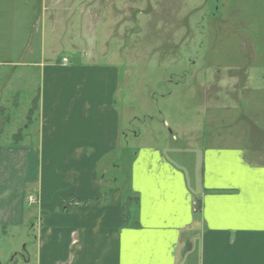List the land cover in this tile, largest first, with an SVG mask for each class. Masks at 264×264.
Returning <instances> with one entry per match:
<instances>
[{
  "label": "rangeland",
  "instance_id": "obj_1",
  "mask_svg": "<svg viewBox=\"0 0 264 264\" xmlns=\"http://www.w3.org/2000/svg\"><path fill=\"white\" fill-rule=\"evenodd\" d=\"M5 2L17 8L0 14L3 220L19 219L15 201L34 172L21 153L37 137L22 127L38 105L41 64L116 74L122 140L111 155L115 176H129L134 153L145 146L161 149L189 182L196 176L189 162L198 164L204 147L250 150L254 142L264 156V0H50L51 14L42 13L41 0L35 14L29 0ZM22 136L26 142L17 143ZM27 202L31 216L37 200L29 195ZM38 223L0 229V264H27L23 249L38 250Z\"/></svg>",
  "mask_w": 264,
  "mask_h": 264
},
{
  "label": "crops",
  "instance_id": "obj_2",
  "mask_svg": "<svg viewBox=\"0 0 264 264\" xmlns=\"http://www.w3.org/2000/svg\"><path fill=\"white\" fill-rule=\"evenodd\" d=\"M5 1L0 14L16 12ZM29 1L35 14V0ZM48 2L41 0L43 14L52 13ZM40 68L38 105L29 108L34 115L22 127L27 138L33 137L30 127L37 137L21 153L28 173L34 172L15 201L19 219L0 218L4 233L11 224L36 228L40 222L33 243L38 250L23 249L27 264H264V156L254 142L250 150L200 148L199 163L189 162L193 182L154 146L134 153L129 176H115L111 155L122 140L113 102L116 74L59 62ZM14 96L19 99L18 90ZM25 194L37 200L31 216ZM131 197L138 206L124 227L123 207Z\"/></svg>",
  "mask_w": 264,
  "mask_h": 264
},
{
  "label": "trees",
  "instance_id": "obj_3",
  "mask_svg": "<svg viewBox=\"0 0 264 264\" xmlns=\"http://www.w3.org/2000/svg\"><path fill=\"white\" fill-rule=\"evenodd\" d=\"M131 201H130V198H128V200L125 202L124 207H123L122 225L124 227L128 226V224L131 222L132 218L134 217V214L136 213L134 210L138 206L137 198H135L133 202Z\"/></svg>",
  "mask_w": 264,
  "mask_h": 264
}]
</instances>
